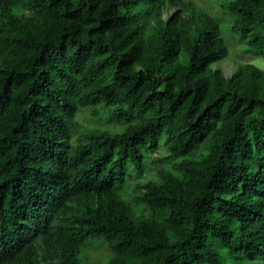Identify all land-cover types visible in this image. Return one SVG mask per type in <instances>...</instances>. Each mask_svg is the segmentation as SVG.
Wrapping results in <instances>:
<instances>
[{
    "label": "trees",
    "instance_id": "obj_1",
    "mask_svg": "<svg viewBox=\"0 0 264 264\" xmlns=\"http://www.w3.org/2000/svg\"><path fill=\"white\" fill-rule=\"evenodd\" d=\"M221 7L0 0V264H264V70L214 67L264 0Z\"/></svg>",
    "mask_w": 264,
    "mask_h": 264
},
{
    "label": "rangeland",
    "instance_id": "obj_2",
    "mask_svg": "<svg viewBox=\"0 0 264 264\" xmlns=\"http://www.w3.org/2000/svg\"><path fill=\"white\" fill-rule=\"evenodd\" d=\"M200 7L205 8L209 14H214L216 19L220 21V25L222 27V31H227V24L229 22V18H226L225 15H222V7L221 3H225L228 0H193ZM226 37L228 39V48L229 53L227 57L217 63L214 64L215 68H221L225 76H230L240 63L252 62L262 68L264 70V58L261 56H254L250 53H247L243 50V41L239 39V37L233 34L231 31L226 33ZM92 109L87 108L80 115V119L84 120L87 124H91L93 126H100L103 128H110L113 126L111 120L107 113H100L101 118L94 117L91 114ZM166 154L165 148H160L156 153L155 157H160ZM153 158L150 157L149 166L146 169L144 175H138L137 173H132L134 178H140L142 180L148 178H156L155 171L160 167H170L173 160H158L154 164L151 162Z\"/></svg>",
    "mask_w": 264,
    "mask_h": 264
},
{
    "label": "clouds",
    "instance_id": "obj_3",
    "mask_svg": "<svg viewBox=\"0 0 264 264\" xmlns=\"http://www.w3.org/2000/svg\"><path fill=\"white\" fill-rule=\"evenodd\" d=\"M174 9L172 8L171 10H170V12H172Z\"/></svg>",
    "mask_w": 264,
    "mask_h": 264
}]
</instances>
